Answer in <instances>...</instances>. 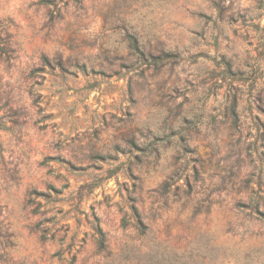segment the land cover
Segmentation results:
<instances>
[{"label": "rangeland", "instance_id": "374dc122", "mask_svg": "<svg viewBox=\"0 0 264 264\" xmlns=\"http://www.w3.org/2000/svg\"><path fill=\"white\" fill-rule=\"evenodd\" d=\"M0 47V264H264V0H0Z\"/></svg>", "mask_w": 264, "mask_h": 264}, {"label": "trees", "instance_id": "16d2710c", "mask_svg": "<svg viewBox=\"0 0 264 264\" xmlns=\"http://www.w3.org/2000/svg\"><path fill=\"white\" fill-rule=\"evenodd\" d=\"M129 46L133 52V54L136 56L137 59L142 60V61H146L147 65H157L158 62L162 61L165 57H168L169 54L167 53H163L161 55H157V56H151V55H145L143 49L140 47L138 40L136 39L135 36L130 35L129 36ZM0 51H5V49L3 47H0ZM146 58V60H145ZM46 60V58H45ZM229 75H233L236 76L237 79H241L242 77V72L240 71H232L229 64H226V70H225ZM231 115L233 117V122L236 125L239 121L238 118V114L236 112V102H233L232 106H231ZM54 191L56 193H59L61 190L59 189H54ZM42 194L41 192H35L32 191L30 193L31 198H29V204L34 205L35 202V197L37 195ZM34 195V196H32ZM244 207L248 208L249 210L253 211L254 213H257L259 215H263V211L260 210L259 208V203H254L253 199L250 197L249 202L246 204H241ZM132 209V213L135 217V224L142 226V222L140 219V216L137 212V209L135 206H131ZM32 212L34 213H43V212H39L37 207H34ZM36 227L42 232L44 233L46 231V228L44 225L41 224V222H37ZM91 229L93 230V235L96 241V244L98 246V248H102L104 246L105 243V234L102 230V228L100 227V224L98 222V218L94 216V220L91 224Z\"/></svg>", "mask_w": 264, "mask_h": 264}]
</instances>
